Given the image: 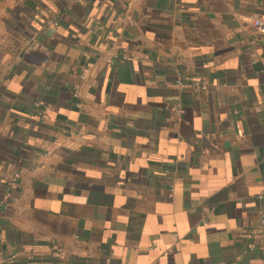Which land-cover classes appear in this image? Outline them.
Wrapping results in <instances>:
<instances>
[{
	"label": "crops",
	"instance_id": "0c3cea01",
	"mask_svg": "<svg viewBox=\"0 0 264 264\" xmlns=\"http://www.w3.org/2000/svg\"><path fill=\"white\" fill-rule=\"evenodd\" d=\"M0 262L264 264V0H0Z\"/></svg>",
	"mask_w": 264,
	"mask_h": 264
},
{
	"label": "built area",
	"instance_id": "2783aa9c",
	"mask_svg": "<svg viewBox=\"0 0 264 264\" xmlns=\"http://www.w3.org/2000/svg\"><path fill=\"white\" fill-rule=\"evenodd\" d=\"M253 24L254 26L257 28V29H262L263 28V25L262 23L260 22V20L258 19H255L253 21ZM96 35H100L101 32L100 30H96L95 31ZM130 54H128L127 52H119L117 50H114V49H107L105 51H103L101 54H99L97 56V61L102 64V65H105V66H110L112 65L114 62H116L119 58L123 59V60H126L128 58H130ZM87 74H88V68L87 66L85 68L82 69V72L80 74V78L82 80H86L87 78ZM187 82H191V85L193 87H197V88H200V89H205V82H197L196 80L194 79H191ZM176 85L177 86H183L184 83L181 81V79H178L176 82ZM49 112V108L48 106H45V108L42 110V118H45L46 115L48 114ZM17 176L18 175H15L9 182V189H12V188H15L16 187V183H17ZM203 223H205V219L202 220ZM0 264H6V263H1Z\"/></svg>",
	"mask_w": 264,
	"mask_h": 264
}]
</instances>
